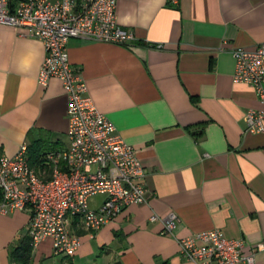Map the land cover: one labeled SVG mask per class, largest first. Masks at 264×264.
I'll use <instances>...</instances> for the list:
<instances>
[{
  "label": "crops",
  "instance_id": "0c3cea01",
  "mask_svg": "<svg viewBox=\"0 0 264 264\" xmlns=\"http://www.w3.org/2000/svg\"><path fill=\"white\" fill-rule=\"evenodd\" d=\"M117 17L136 38L132 48L71 39L69 58L136 150L146 202L94 235L75 227L74 257H56L48 240L29 264H196L178 241L208 231L260 249L255 264H264V134L247 133L245 121L261 105L252 87L233 82L231 55L264 44V0H119ZM45 57L27 30L0 25V158L26 144L41 160L69 145L63 85L38 83ZM170 212L178 224L163 235ZM31 217L29 209L0 215V264H15Z\"/></svg>",
  "mask_w": 264,
  "mask_h": 264
},
{
  "label": "built area",
  "instance_id": "2783aa9c",
  "mask_svg": "<svg viewBox=\"0 0 264 264\" xmlns=\"http://www.w3.org/2000/svg\"><path fill=\"white\" fill-rule=\"evenodd\" d=\"M170 1L177 4L178 0ZM118 2L0 0V25L25 29L44 45L46 57L38 83L47 86L52 79L62 83L69 121L68 147L45 154L39 169L31 165L26 144L15 156L0 158V215L29 209L31 247L49 240L56 257L76 255L81 242L74 229L94 235L123 210L146 202L145 170L136 150L99 112L68 51L71 39L132 48L136 38L119 24ZM231 55L233 82L252 87L261 105L247 112L246 132L264 134V44L254 51L236 48ZM97 196L103 199L91 208L90 200ZM156 220L157 216L151 218ZM161 221L163 235L172 234L178 224L174 212ZM178 243L181 257L196 264H255L260 251H246L243 240L230 239L220 231L201 232Z\"/></svg>",
  "mask_w": 264,
  "mask_h": 264
},
{
  "label": "trees",
  "instance_id": "16d2710c",
  "mask_svg": "<svg viewBox=\"0 0 264 264\" xmlns=\"http://www.w3.org/2000/svg\"><path fill=\"white\" fill-rule=\"evenodd\" d=\"M30 153V163L32 166H37L39 164L40 167V154L39 150L35 149V145H32L29 148ZM49 178V177H48ZM33 248L31 247V241L29 238H25L20 245L19 248L14 250L11 253V259L12 262L15 264H29V261L31 259ZM63 264H73L70 260L64 262Z\"/></svg>",
  "mask_w": 264,
  "mask_h": 264
},
{
  "label": "rangeland",
  "instance_id": "374dc122",
  "mask_svg": "<svg viewBox=\"0 0 264 264\" xmlns=\"http://www.w3.org/2000/svg\"><path fill=\"white\" fill-rule=\"evenodd\" d=\"M102 199L103 198L100 197V196H97V197L92 198L90 200V206H91V208H96L100 204V202L102 201Z\"/></svg>",
  "mask_w": 264,
  "mask_h": 264
}]
</instances>
